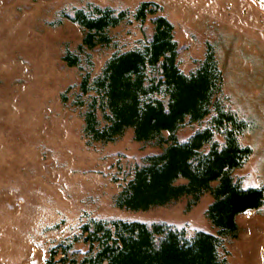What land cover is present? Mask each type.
Returning a JSON list of instances; mask_svg holds the SVG:
<instances>
[{
  "label": "rangeland",
  "instance_id": "obj_1",
  "mask_svg": "<svg viewBox=\"0 0 264 264\" xmlns=\"http://www.w3.org/2000/svg\"><path fill=\"white\" fill-rule=\"evenodd\" d=\"M141 1L156 3V14L172 23L182 71L192 70L212 46L226 104L246 121L239 141L251 147L233 174L264 194V0H0V264H53L62 250L51 249L71 242L80 258L86 245L75 238L91 218L214 232L205 216L208 193L189 209L186 198L148 211L114 206L134 166L158 149L135 141L130 129L108 143L86 144L82 134L76 94L88 67L63 59L79 49L83 35L66 15L92 5L132 14ZM131 14L130 22L110 28L109 45L83 47L91 76L114 51L140 46L150 36L153 15L139 21ZM198 127L183 126L179 139ZM235 219L238 235L223 240L220 256L232 264H264V205Z\"/></svg>",
  "mask_w": 264,
  "mask_h": 264
},
{
  "label": "trees",
  "instance_id": "obj_2",
  "mask_svg": "<svg viewBox=\"0 0 264 264\" xmlns=\"http://www.w3.org/2000/svg\"><path fill=\"white\" fill-rule=\"evenodd\" d=\"M152 1H141L131 14L108 6L92 5L66 15L82 30L78 50L63 59L87 70L78 83L77 99L83 106L82 134L86 144L118 140L126 130L133 139L157 147L134 166L131 177L114 195V206L148 211L187 199V209L208 193L205 216L214 232L164 221L91 218L80 225L75 239L86 245L78 258L71 243H61V256L53 264H232L220 256L225 238L236 237V216L264 205L262 187L242 186L233 171L251 153L239 141L246 121L230 109L223 93V76L214 50L207 45L196 66L184 72L178 65L180 46L173 25ZM152 14V31L140 45L114 51L100 71L91 76L92 62L85 49L109 45L110 28ZM84 56V57H82ZM198 124L185 139L178 131ZM51 262V261H50Z\"/></svg>",
  "mask_w": 264,
  "mask_h": 264
}]
</instances>
